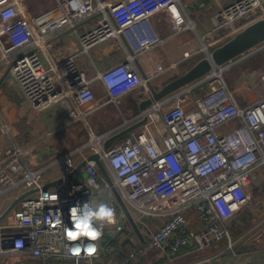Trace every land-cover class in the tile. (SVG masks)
Segmentation results:
<instances>
[{
  "label": "built area",
  "instance_id": "2783aa9c",
  "mask_svg": "<svg viewBox=\"0 0 264 264\" xmlns=\"http://www.w3.org/2000/svg\"><path fill=\"white\" fill-rule=\"evenodd\" d=\"M160 13L166 15L172 34L189 28L181 0H123L107 6L94 5L93 0H54L51 9L28 20L17 16L14 5H4L0 8V59L11 60L8 74L33 111L58 105L71 120L84 122L95 107L94 79L78 69L74 56L45 67L35 49L39 41L101 14L98 24L78 41L81 53L108 40L122 43L124 60L96 76L107 101L116 104L137 78L134 88H146L135 62L163 43L153 23ZM260 19H264V0H232L220 6L209 17L210 30L198 53L221 46ZM207 83L203 95L191 98L190 108L183 107L186 98L182 96L171 108L162 109L167 103L148 114L143 112L141 118H147L144 125L100 154L143 244L133 234L94 162H86L82 168L84 178L69 182L65 175L76 165L64 159L63 180L43 189L40 173L27 168L23 148L15 147L5 152L0 194L16 187L20 194L36 192L18 202L1 222L0 260L28 256L48 264H110L116 250L105 245L117 233L119 246L126 249L120 264H174L220 242L226 244L225 251H233L229 222L243 211L256 219L263 214L264 202L254 197L250 186L252 173L264 167V71L257 77L262 95L245 107H238L221 76ZM157 124L166 132L165 136L160 134V141L150 130ZM230 124L234 126L228 132H219ZM193 144L196 151L190 147ZM238 163L242 166L237 167ZM46 195L55 198L45 199ZM85 201L107 203L115 209V221L103 224L100 239L91 241L96 244L93 255L82 250L70 256L66 246L80 241L65 238L66 230L73 227L69 209ZM190 212L200 228L189 227ZM150 217L161 220L153 227H144L145 238L138 222ZM57 220L61 222L57 224Z\"/></svg>",
  "mask_w": 264,
  "mask_h": 264
},
{
  "label": "crops",
  "instance_id": "0c3cea01",
  "mask_svg": "<svg viewBox=\"0 0 264 264\" xmlns=\"http://www.w3.org/2000/svg\"><path fill=\"white\" fill-rule=\"evenodd\" d=\"M120 1L123 0H93V4L104 3L107 6ZM230 1L232 0H206L205 2L204 0H181V7L189 28L178 34H172L164 13L155 16L153 19L154 28L163 43L139 56L135 62L140 77L143 76L147 81L148 91L134 88L139 80L137 78V82L131 84L132 89L119 97L116 104L107 101L105 92L96 76L97 73L124 60L125 51L122 43L118 40H108L91 48L88 53H81L78 41L80 35L98 24L101 14L82 21L72 29L56 31L47 39L39 41V48L35 49L45 67L58 63L65 56H74L78 69L85 71L87 76L94 79L91 88L95 97V107L87 114L84 122L71 120L58 105L33 111L22 98L16 82L8 74L11 60L0 59V168L3 165L6 151L21 147L24 151L22 160L27 168L40 173L41 184L50 185L48 188L53 187L52 184L60 177L63 170L64 159H71L75 165H78L87 155L98 151L101 145V143L97 144L98 136L139 121L141 115V112L138 111L139 103L143 99H151V90L158 91L166 83L182 75L197 61L205 57V53H198V50L204 35L210 30L209 17L220 6ZM8 4L16 7L17 16L28 20L51 9L54 0H0V8ZM259 52L243 61L236 60L221 74L225 84L224 78L230 81V84H226V86L234 93L238 107L248 106L262 95L260 88L253 89L252 86L248 87L238 79L235 80V77L248 73V68L258 69V75L264 70V66L258 61ZM255 83L257 84V80ZM207 89L208 83H204L192 89L190 93L182 95L186 98V101L182 103L183 107L190 108L192 106L191 98L200 97ZM175 100L162 109L171 108ZM153 103L156 102L152 101L151 105ZM152 107L147 111H150ZM233 126V124L225 125L219 129V132L226 133ZM150 130L157 141H160V134L166 135L160 124L150 126ZM120 142L122 139L115 144ZM89 143H91L89 149H84ZM261 168L264 167L259 169ZM20 191L21 189L16 187L0 194V214L15 197L20 195ZM254 197L264 202V176L259 182V192ZM241 213L237 215V218ZM187 218L190 228H200L192 212L187 214ZM216 247L217 245L212 246L201 255ZM190 256L192 255L183 256L174 264H178ZM3 259L0 264H9L10 261L12 262L10 264H48L28 256L6 257L4 261ZM209 259L205 258L199 263L202 264Z\"/></svg>",
  "mask_w": 264,
  "mask_h": 264
},
{
  "label": "water",
  "instance_id": "95a60500",
  "mask_svg": "<svg viewBox=\"0 0 264 264\" xmlns=\"http://www.w3.org/2000/svg\"><path fill=\"white\" fill-rule=\"evenodd\" d=\"M206 0H204L205 2ZM264 49V19L257 20L240 32H238L230 40L222 44L221 46L213 49L205 54V57L197 61L192 67H190L185 73L176 77L175 79L169 81L164 86H162L158 91L151 90L152 98H146L140 101L138 106V111L141 112L140 120L136 123L126 125L124 127L114 129V131H109L103 135L98 136V143H101L97 152L90 153L76 165L71 171H69L65 177L69 182H77L83 178L82 168L85 166L86 162H94L101 177L115 198L120 210L123 212L128 225L130 226L133 234L137 240L143 244L144 239L135 224L129 210L122 201L117 189L114 186L113 180L108 172L107 168L100 159V154L105 153L111 146L122 139L131 130L137 129L138 127L146 123L147 118L142 117L143 112H147L148 108L152 105V101L156 102V107H161L164 104L170 103L174 99L179 98L182 95L190 93V91L197 86L206 83L212 76L216 73H223L226 69L231 67L232 63L236 60H245L248 57L258 53ZM248 73L245 75H240L238 81H241L253 89H258L259 86L255 83L258 77V69H247ZM95 143V144H96ZM89 143L84 149H89ZM64 178V168L61 171L60 177L54 181L52 185L60 183ZM50 185H44L43 189L48 188ZM36 190H30L22 193L15 197V199L6 207V209L0 214V223L9 215V213L14 209V207L23 198L35 193ZM118 233L114 236L116 238ZM254 258L247 257L241 262L233 264H254ZM232 264V262L227 263Z\"/></svg>",
  "mask_w": 264,
  "mask_h": 264
},
{
  "label": "rangeland",
  "instance_id": "374dc122",
  "mask_svg": "<svg viewBox=\"0 0 264 264\" xmlns=\"http://www.w3.org/2000/svg\"><path fill=\"white\" fill-rule=\"evenodd\" d=\"M212 51V50H211ZM258 61L261 62V64L264 66V50L259 52ZM264 71V70H263ZM262 72V71H261ZM175 78V77H173ZM172 78V79H173ZM238 79V76L235 77V80ZM226 84H230V81H228L227 78H224ZM205 87V85H203ZM262 92V91H261ZM153 130V128H151ZM264 168L256 170L251 175V191L253 195H256L257 192H259V182L260 179L264 176ZM132 215L135 216V213L131 211ZM263 214L260 215L259 218H254L251 220H247L246 222L247 227L240 231V233L237 236L233 237L234 243H233V251H225L226 244L218 245L216 248H212L208 250V252L204 253L203 255L197 254L192 255L190 257L185 258V260L180 261L178 264H200L199 262L205 258H210L209 262H204L202 264H225V263H237L241 262L243 259L247 257L254 258V264H264V208H263ZM160 218H145L143 219V222H138L139 228L142 230V232L145 235V238H148V234L145 231V226L148 225V227H153L154 225L158 224L160 222ZM122 238H120L121 240ZM245 242L247 244V248L251 247L250 251H246V253H241L239 251L240 243ZM244 245V243H243ZM235 247V250H234ZM229 252V254H226L225 257H219V259H215L216 256H219L223 254L222 252ZM239 254V255H238ZM222 256V255H221ZM3 258H1L2 260ZM6 259V258H4ZM3 259V261H4ZM0 260V261H1ZM6 261V260H5ZM11 262V261H10ZM9 262V264H10ZM12 263V262H11Z\"/></svg>",
  "mask_w": 264,
  "mask_h": 264
},
{
  "label": "clouds",
  "instance_id": "9594fccd",
  "mask_svg": "<svg viewBox=\"0 0 264 264\" xmlns=\"http://www.w3.org/2000/svg\"><path fill=\"white\" fill-rule=\"evenodd\" d=\"M235 146L234 144L232 145ZM193 151H196V145H190ZM237 167L242 166L237 164ZM55 197L45 196V199ZM69 217L73 227L66 230L65 238L68 241H80L79 244L67 245V251L70 256L79 255L83 250L88 255L96 252V244L91 241H97L102 236V225L112 224L115 221V209L107 203L100 202L93 205L85 201L83 204L77 203L69 209ZM61 221L57 220L59 224ZM83 246V247H82Z\"/></svg>",
  "mask_w": 264,
  "mask_h": 264
},
{
  "label": "trees",
  "instance_id": "16d2710c",
  "mask_svg": "<svg viewBox=\"0 0 264 264\" xmlns=\"http://www.w3.org/2000/svg\"><path fill=\"white\" fill-rule=\"evenodd\" d=\"M251 219H254V217L249 212L244 211L238 216V218L230 221L228 224V229H229L231 238L233 239V237L237 236L241 230L246 228L247 227L246 222H248L247 220H251ZM220 243L222 245L223 244L225 245L224 242H220ZM220 243L218 245H220ZM105 246L113 247L116 250L114 258L110 264H120L119 262L123 260V258L126 257V249L124 246L123 247L119 246V239H110V242H108ZM234 250H235V247H234ZM250 250H251V247L247 248V244L245 242L240 243V246H239V251H241L240 254L246 253V251H250ZM226 254H229V252H224L221 257H225Z\"/></svg>",
  "mask_w": 264,
  "mask_h": 264
},
{
  "label": "bare ground",
  "instance_id": "6f19581e",
  "mask_svg": "<svg viewBox=\"0 0 264 264\" xmlns=\"http://www.w3.org/2000/svg\"><path fill=\"white\" fill-rule=\"evenodd\" d=\"M142 55H143V54H142ZM140 56H141V55H140ZM221 74H222V73H216L215 76L220 77ZM215 76H212V77H215ZM142 77H143V76H142ZM212 77H211V78H212ZM143 80H144V81H143L144 83H145V82L147 83V81L145 80L144 77H143ZM206 83H207V82H206ZM145 90L148 91V89H147V84H146V88H145ZM150 97L152 98L151 92H150ZM156 105H157L156 103H153L152 106H154V107L151 106L152 109H150V111H153V110H156L157 108H159V107H156ZM161 107H162V106H161ZM150 111H147L146 113L148 114V113H150ZM108 172H109V171H108ZM110 176H111V175H110ZM111 178H112V176H111ZM132 218H133V217H132ZM129 227H130V226H129ZM114 236H115V235H114ZM119 236H120V235L118 234V236H117L116 238L113 237L112 239H119ZM233 241H234V240H233ZM224 252H225V251H224ZM224 252H222V253H224ZM221 255H222V254H221ZM221 255L216 256L215 259H218Z\"/></svg>",
  "mask_w": 264,
  "mask_h": 264
}]
</instances>
